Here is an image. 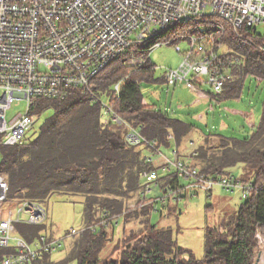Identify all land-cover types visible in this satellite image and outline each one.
<instances>
[{"label": "trees", "instance_id": "trees-1", "mask_svg": "<svg viewBox=\"0 0 264 264\" xmlns=\"http://www.w3.org/2000/svg\"><path fill=\"white\" fill-rule=\"evenodd\" d=\"M206 22L185 20L159 38L182 32L195 33L199 23L207 28ZM223 27L224 42L234 51L246 55V60L235 65L232 79L222 91L215 93L208 88L209 97L217 102L238 98L248 75L264 80V51L256 45L260 39L248 41L247 35L251 32L246 27L240 29L242 37L228 24L223 23ZM151 42L137 45L116 57L97 74L95 83L99 94L108 97L120 117L136 128L154 150L145 143L127 144L124 139L127 127L104 123L100 105L90 102L76 89L69 90L64 98H35L31 111L38 118L42 113L51 111L40 125L38 134L33 139L26 137L21 143L0 148V172L7 176L9 196L16 201H38L45 207L52 195L77 196L81 200L84 205L83 226L94 225L95 229L85 230L73 238L64 262L253 264L254 250L258 246L255 233H264V95L261 117L249 136L235 137L209 130L203 132L199 146L189 155L182 156L178 147L189 139L195 125L171 116L166 107L143 102L141 80L165 82L163 76L153 77L155 65L150 62L147 53ZM136 58L144 62L127 64L128 60ZM117 82L119 91L116 93L112 86ZM200 89H204V85ZM163 148H173L171 156L184 162L187 160L206 176L232 174L228 168L241 164L239 177L253 180L256 186L242 199L234 214L222 217L217 225L206 226L203 258H196L178 247L170 227H160L151 222V212L158 201L156 198L164 200L170 196L168 189L180 190L184 184L175 171L160 172L163 162L156 165L151 156V161H145L146 149L161 156L158 152L161 153ZM145 170H155L159 177L156 193L142 198V173ZM207 193L210 195L211 191ZM112 216L122 218L121 238L126 241L118 256L110 255L107 249L101 254L109 242V247L116 244L114 250L119 244L118 241H111L115 221L97 225L101 217L109 219ZM126 224L128 228H125ZM17 227L18 232L29 241L45 233L47 228L46 223H21ZM48 236L53 237L51 234ZM11 251L0 247V259ZM50 255L47 253L31 264H57L50 261Z\"/></svg>", "mask_w": 264, "mask_h": 264}, {"label": "built area", "instance_id": "built-area-1", "mask_svg": "<svg viewBox=\"0 0 264 264\" xmlns=\"http://www.w3.org/2000/svg\"><path fill=\"white\" fill-rule=\"evenodd\" d=\"M191 19L207 21V28L201 24L195 33L159 38L175 25ZM223 23L239 37L243 36L240 29L246 27L251 32L247 40L260 39L256 45L264 51V0H0V148L25 140L26 131L38 120V115L31 111L33 99L64 98L72 89L100 105L104 123L125 125L127 144L145 143L153 148L120 117L108 97L99 94L97 74L137 45L152 41L149 53L154 47L176 45L184 40L187 43L184 49L175 46L182 54L181 61L177 67L164 70L165 83L169 87L182 85L196 93L201 85H208L218 93L232 79L235 65L246 60V55L224 42ZM143 62L136 58L127 64ZM112 89L117 93L119 82ZM19 101L25 102L24 110L8 120L6 111ZM158 153L164 159L160 172L175 171L184 180L182 189H168V195L177 200L195 190L211 191L214 186L229 192L238 190L245 199L256 187L253 180L234 174L206 176L176 156L166 158ZM151 160L146 155L145 161ZM158 177L155 170L143 171L142 198L157 188ZM6 201L14 205L3 207ZM47 217V209L40 202L11 198L7 176L0 172V247L12 250L0 259V264H31L47 253L58 251L64 238L95 229L94 225L83 226L80 231L72 228L63 238L42 233L31 241L18 232V224L40 225L46 223ZM116 219V216L101 217L97 225H107L109 220L116 222ZM255 238L261 249V259L256 264H264V233L257 231Z\"/></svg>", "mask_w": 264, "mask_h": 264}, {"label": "rangeland", "instance_id": "rangeland-1", "mask_svg": "<svg viewBox=\"0 0 264 264\" xmlns=\"http://www.w3.org/2000/svg\"><path fill=\"white\" fill-rule=\"evenodd\" d=\"M198 26H201V24H198ZM258 30L263 31V28L259 27ZM176 45L184 49L187 43L184 40H180L176 42ZM176 45H161L149 51L148 57L150 62L155 65L153 72L155 79L161 78L166 68H175L181 61L182 54L175 50ZM140 84L143 100L146 103H155L163 108L166 105L176 103L175 100L173 101L172 94H176L177 90L173 89L174 87H169L165 82L141 80ZM208 88V85H204V89L208 90ZM263 95L264 80L257 78L255 75H248L244 80L242 91L236 99L217 102L213 99L198 98L197 104L191 106L189 109L187 108L186 114L180 116L182 119L195 123L196 130L190 134L193 146L197 147L203 140L201 138L202 132L209 130L235 137L249 136L253 125L258 124L261 117V100ZM24 107V101L12 103L11 107L6 111L7 119L9 120L18 112L23 111ZM182 107L185 108L186 106L183 105ZM50 112L49 110L40 115L37 122L26 131L27 138H35L40 125ZM193 146H189L188 148L190 149ZM170 150L171 148H163L161 151L165 155L170 156ZM144 154L150 155L156 161L160 160L157 154L147 149L144 151ZM228 171L239 176L242 172L241 164L228 168ZM195 191L179 200L175 199L173 195L165 197L164 200H158L154 203L150 219L157 226L170 227L173 230L178 247L189 251L196 258H203L204 230L206 226L217 225L222 217L234 214L242 198L238 190L229 192L219 186H214L210 195L202 189ZM155 193V190L152 191L150 196H153ZM12 205L14 203L10 201L2 203L3 207H10ZM132 205L131 207H133ZM46 209L48 211V219L46 221L47 228L45 234H51L56 238H63L65 233L70 229L73 228L80 231L83 228L84 205L77 196L52 195L49 198ZM125 228H128V224L125 225ZM122 232L123 223L122 218L119 217L117 222H114L113 240H111L112 242L118 241V247L114 250L116 244L109 247V242L101 254L107 249V252H111L109 253L110 255H119L120 249L126 243L124 238H121ZM74 237L77 236L62 240L60 249L50 255L49 259L51 262L57 264H76L74 260L64 262L70 252V244ZM184 256L187 257L186 253ZM260 256L261 249L257 246L254 250V262L256 259H261Z\"/></svg>", "mask_w": 264, "mask_h": 264}, {"label": "crops", "instance_id": "crops-1", "mask_svg": "<svg viewBox=\"0 0 264 264\" xmlns=\"http://www.w3.org/2000/svg\"><path fill=\"white\" fill-rule=\"evenodd\" d=\"M173 89L177 90L176 94L175 93L172 94L173 95L172 96L173 97V101L175 100L176 103H173V104H170V105H166L165 107L167 108V111H169V114L171 116H173V117L179 118L180 120L185 121V122L193 123V122H191L189 120L182 119L180 116L185 115L186 111L189 108H191V106L196 105L197 102H198V98L211 99V97H209V95L207 93L208 92L207 89L206 90L202 89V90H200V92H197V93L189 90L188 88H186V87H184L182 85H176V86H174ZM143 102L145 104H151V103H146L144 100H143ZM220 102H223V101H220ZM153 104H155V103H153ZM183 105H185L186 107L183 108L182 107ZM193 124L195 125V123H193ZM256 125H253V127L256 126ZM194 130H196V126H195V128H193L192 131H194ZM203 136H204V133L202 132V137H201L202 139H203ZM190 140L191 139L189 137V139H187L180 147H178V151H179L180 155L187 156V155L190 154V152H192L196 148L195 146H193V141L192 140L190 141ZM200 144H201V142L199 143V145ZM189 146H193V147L189 149L188 148ZM172 149L173 148H171L170 153H171ZM161 153L166 158H172L173 157L171 155L167 156L163 152H161ZM158 159H160V160H158V161L154 160L156 165H159L164 160L163 156H158ZM186 162H188V161L186 160ZM47 219H48V217H47Z\"/></svg>", "mask_w": 264, "mask_h": 264}, {"label": "water", "instance_id": "water-1", "mask_svg": "<svg viewBox=\"0 0 264 264\" xmlns=\"http://www.w3.org/2000/svg\"><path fill=\"white\" fill-rule=\"evenodd\" d=\"M257 260H258V259H256L255 262H254L253 264H256V261H257Z\"/></svg>", "mask_w": 264, "mask_h": 264}]
</instances>
